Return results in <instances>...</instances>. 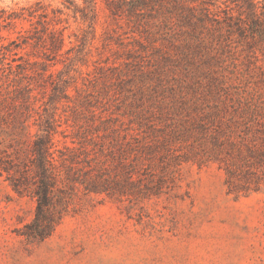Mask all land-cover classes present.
<instances>
[{
  "label": "rangeland",
  "instance_id": "374dc122",
  "mask_svg": "<svg viewBox=\"0 0 264 264\" xmlns=\"http://www.w3.org/2000/svg\"><path fill=\"white\" fill-rule=\"evenodd\" d=\"M211 1L235 13L240 3ZM85 11L84 0H0L1 42L35 87L27 129H0V159L13 165L0 166V264H264V21L233 20L227 45L179 35L176 47L159 18L135 25L96 0L92 27ZM155 46L175 58L160 61ZM60 80L71 98L49 105L55 154L86 129L81 156L109 181L65 186L63 219L30 241L36 199L11 181L32 183L24 164Z\"/></svg>",
  "mask_w": 264,
  "mask_h": 264
},
{
  "label": "trees",
  "instance_id": "16d2710c",
  "mask_svg": "<svg viewBox=\"0 0 264 264\" xmlns=\"http://www.w3.org/2000/svg\"><path fill=\"white\" fill-rule=\"evenodd\" d=\"M87 7L93 12L88 15L85 11L83 17L90 20V26L96 19V0H84ZM111 14L118 18L127 16L135 25L143 26V19L147 16L159 18L158 32L162 31V38L168 39L176 47L175 40L179 35L186 36L185 43L195 47L206 44L210 37L218 45L228 44V34L232 31L233 20L242 22L258 20L264 21V0H240L237 13L232 7L221 10L213 9L216 6L211 0H106ZM237 23V22H236ZM185 34V35H184ZM0 35V129L3 124L19 129L22 134L28 127L26 121L30 117L31 101L35 100V87L24 82L27 77L26 66L18 61L21 56H13V48L1 42ZM63 42V38L56 37L55 41ZM86 45L87 41L84 39ZM226 44V45H227ZM15 46H19L16 44ZM161 57L160 61H169L175 58L164 47L155 46ZM180 57L187 58L188 53L179 51ZM17 55V53H14ZM52 75V74H51ZM71 85L70 80H60L53 85L50 95V104L44 107V115L40 116L39 131L30 146L31 155L24 164L23 177H31L32 183L27 185L24 181H11L13 188L20 193H27L35 197L36 208L33 219L26 223L22 234L26 239L43 240L50 236L63 219L68 210L70 201L64 196V187H75L78 182L84 187V193L101 192L107 190L105 184L109 181L91 158L85 159L81 153H86L87 130L79 131L74 135L73 142L78 145L64 144L60 154L56 156L55 134L58 130L57 117L49 107L61 97L70 99L67 92ZM92 114L94 111H90ZM85 117V115H84ZM82 130L83 126L80 125ZM80 136V137H78ZM21 138L18 139L20 142ZM23 148V145H19ZM94 159V158H93ZM92 159V160H93ZM87 162V165L84 164ZM83 167H79L80 165ZM0 166L10 171L13 165L4 163L0 159ZM63 166L65 171L59 167ZM12 177V175H10ZM60 184V186H59Z\"/></svg>",
  "mask_w": 264,
  "mask_h": 264
}]
</instances>
